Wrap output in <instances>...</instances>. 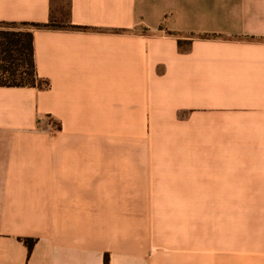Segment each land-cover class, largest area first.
<instances>
[{"label":"crops","instance_id":"obj_1","mask_svg":"<svg viewBox=\"0 0 264 264\" xmlns=\"http://www.w3.org/2000/svg\"><path fill=\"white\" fill-rule=\"evenodd\" d=\"M32 31L50 88L0 87V264H264V0H69Z\"/></svg>","mask_w":264,"mask_h":264},{"label":"trees","instance_id":"obj_2","mask_svg":"<svg viewBox=\"0 0 264 264\" xmlns=\"http://www.w3.org/2000/svg\"><path fill=\"white\" fill-rule=\"evenodd\" d=\"M1 26H28V30L0 28V87L6 88H37L47 90L49 81L41 79L37 72L35 59L34 34L32 29H52L56 26L52 21L48 24L35 23H1ZM76 29V27H69ZM32 254L36 240L20 239ZM105 264H109L108 258Z\"/></svg>","mask_w":264,"mask_h":264},{"label":"rangeland","instance_id":"obj_3","mask_svg":"<svg viewBox=\"0 0 264 264\" xmlns=\"http://www.w3.org/2000/svg\"><path fill=\"white\" fill-rule=\"evenodd\" d=\"M57 3V6L54 10V18H53V25L56 27H63L68 25V12H69V0H55ZM0 28L4 29H19V30H28V26L23 25H17V26H9L4 25Z\"/></svg>","mask_w":264,"mask_h":264}]
</instances>
